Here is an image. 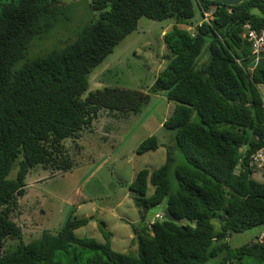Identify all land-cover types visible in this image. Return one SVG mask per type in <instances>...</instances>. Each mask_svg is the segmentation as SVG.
<instances>
[{"label":"trees","instance_id":"16d2710c","mask_svg":"<svg viewBox=\"0 0 264 264\" xmlns=\"http://www.w3.org/2000/svg\"><path fill=\"white\" fill-rule=\"evenodd\" d=\"M65 5L0 2V264H207L216 258V264H264V235L238 247L229 244L233 233L264 224V181L255 178L264 171L250 161L264 146V53L256 55L243 36L247 21L264 28V0L234 6L212 0H91L97 14L74 40L28 58L32 42L65 16ZM196 6L202 20L193 24ZM208 9L212 18L203 21ZM143 17L177 18L164 35L167 65L145 89L106 86L84 98L91 71ZM206 44L209 60L201 63ZM156 94L175 103L163 126L175 132L176 144L161 167L140 169L129 186L141 215L133 226L138 254L113 249L104 221V242L78 237L75 230L90 218H77L74 210L57 232L44 230L25 241L15 215L30 171L73 168L66 139L80 138L100 117L139 114ZM160 145L151 135L137 151ZM165 197L181 222H147L148 210ZM8 239L17 241L15 248H6Z\"/></svg>","mask_w":264,"mask_h":264},{"label":"rangeland","instance_id":"374dc122","mask_svg":"<svg viewBox=\"0 0 264 264\" xmlns=\"http://www.w3.org/2000/svg\"><path fill=\"white\" fill-rule=\"evenodd\" d=\"M64 1L65 16L50 33L32 42L28 58L62 48L66 42L74 40L81 28L97 14L89 6L90 0ZM201 20L200 10L196 6L192 23L197 24ZM176 23V17L164 20L141 18L138 28L91 71L89 87L83 97L106 86L137 90L151 86L156 74L167 65L169 59L166 57L170 55L161 33L164 28L169 30ZM208 60L206 44L200 62ZM174 106L175 103L169 102L164 94H156L139 114L125 118L100 117L95 128L82 132L80 138L74 141L66 139L69 154L76 162L73 168L54 174L41 166L33 168L26 178V194L20 198V208L15 215V221L23 229L24 240L39 238L44 230L57 232L74 210L77 218H90L88 224L75 230L78 237H91L104 242L101 224L104 221L107 230L113 234L110 239L113 249L137 255L139 250L133 226L140 223L141 217L129 186L140 169H158L164 164L166 151L174 149L175 132L163 126ZM151 135L164 145L158 150L139 153L138 145ZM177 158L178 162H183L181 154ZM16 170L11 172V177L15 176ZM255 178L264 181V176L259 174ZM170 180L173 186L178 185L174 169L170 172ZM153 188L149 186L148 195ZM213 222L216 230H219V219ZM263 233L264 224L233 233L229 244L238 247ZM16 243V240L8 239L6 248H15ZM219 260L212 259L207 264H216Z\"/></svg>","mask_w":264,"mask_h":264},{"label":"built area","instance_id":"2783aa9c","mask_svg":"<svg viewBox=\"0 0 264 264\" xmlns=\"http://www.w3.org/2000/svg\"><path fill=\"white\" fill-rule=\"evenodd\" d=\"M212 15V9L204 11L203 21H209ZM243 36L252 43L253 51L256 55L264 53V28L257 29L250 21H247L244 24ZM250 161L252 166H256L261 171H264V146L251 155ZM162 217V214H158L155 219Z\"/></svg>","mask_w":264,"mask_h":264},{"label":"water","instance_id":"95a60500","mask_svg":"<svg viewBox=\"0 0 264 264\" xmlns=\"http://www.w3.org/2000/svg\"><path fill=\"white\" fill-rule=\"evenodd\" d=\"M212 1L221 2V3H224L226 5L234 6V5H239V4H241L245 1H249V0H212ZM167 199H168V197H165L164 200L160 204L153 205L148 210L147 218H146L147 222L153 221L158 214H162L163 217L169 221H174L177 223L181 222V219L177 218L172 213L170 207L167 205ZM186 219L188 220V218H186Z\"/></svg>","mask_w":264,"mask_h":264},{"label":"crops","instance_id":"0c3cea01","mask_svg":"<svg viewBox=\"0 0 264 264\" xmlns=\"http://www.w3.org/2000/svg\"><path fill=\"white\" fill-rule=\"evenodd\" d=\"M90 2H91V0H90ZM90 2H89V4H90ZM65 8H66V6H65ZM167 31H168V30H166V28H164L163 32L161 33V36L164 37V35H165V33H166ZM166 55H168V54H164V56H166ZM162 61H163V60H162ZM162 61H160V62H162ZM162 63H163V62H162ZM162 63H160V65H161ZM160 71H161V70H160ZM160 71H159V72H160ZM159 72H158V73H159ZM158 73H157V74H158ZM157 74H156V76H157ZM156 76H155V77H156ZM154 80H155V79H154ZM144 139H145V138H144ZM163 145H164V144L161 143L160 147L163 146ZM160 147H159V148H160ZM159 148H158V149H159ZM158 149H157V150H158ZM166 159H167V151H166V156H164V160H163L164 163L166 162ZM140 217H141V215H140Z\"/></svg>","mask_w":264,"mask_h":264},{"label":"clouds","instance_id":"9594fccd","mask_svg":"<svg viewBox=\"0 0 264 264\" xmlns=\"http://www.w3.org/2000/svg\"><path fill=\"white\" fill-rule=\"evenodd\" d=\"M264 233L260 236L261 238L263 237Z\"/></svg>","mask_w":264,"mask_h":264}]
</instances>
